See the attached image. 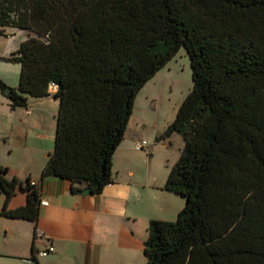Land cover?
Listing matches in <instances>:
<instances>
[{
	"label": "trees",
	"instance_id": "trees-1",
	"mask_svg": "<svg viewBox=\"0 0 264 264\" xmlns=\"http://www.w3.org/2000/svg\"><path fill=\"white\" fill-rule=\"evenodd\" d=\"M0 27L28 38L3 61L19 81L0 92L59 101L41 179L99 194L112 183L139 90L184 47L192 89L159 139L184 146L163 190L185 199L151 220L145 264H264V0H0ZM20 190L24 206L9 209ZM0 216L35 222L38 187L0 165Z\"/></svg>",
	"mask_w": 264,
	"mask_h": 264
},
{
	"label": "crops",
	"instance_id": "crops-1",
	"mask_svg": "<svg viewBox=\"0 0 264 264\" xmlns=\"http://www.w3.org/2000/svg\"><path fill=\"white\" fill-rule=\"evenodd\" d=\"M18 30L21 29L10 28L4 37L14 36ZM16 48L15 42L7 44L0 59L9 57ZM2 81L17 87L15 80ZM54 91L46 97L27 96L26 106L15 108L10 107L5 94L0 95L1 117L28 129L19 143L32 156L16 168L3 162L0 165L8 168L10 178L34 181L40 199L47 201L46 206H39L35 222L0 216V264H145L143 245L150 221H171L181 211L183 202L176 194L163 190L166 174L160 171L159 175L150 166L141 167V163H149L151 154L141 153L135 148L138 141L134 143L132 137L127 140L126 136L112 158L113 181L101 193L80 195L78 191L85 188L83 185H73L78 189L73 192L67 180L41 179L52 153L51 130L47 125L56 121ZM4 146L9 154L13 153L14 146L9 141ZM3 202L4 197L0 196V210ZM25 203L26 194L18 190L8 208ZM37 232L42 236L36 237ZM48 245L54 251L39 256L37 253ZM30 258L31 263L24 262Z\"/></svg>",
	"mask_w": 264,
	"mask_h": 264
},
{
	"label": "rangeland",
	"instance_id": "rangeland-1",
	"mask_svg": "<svg viewBox=\"0 0 264 264\" xmlns=\"http://www.w3.org/2000/svg\"><path fill=\"white\" fill-rule=\"evenodd\" d=\"M9 30L10 28L0 27V56L3 55L7 44L11 46L12 42L17 43L16 51L20 44L28 38L26 30H18L14 36L9 38L4 37L8 35ZM20 35L23 36L22 40H20ZM19 73L18 64L5 63L0 59V77L3 80L8 82L15 80L18 85ZM192 85L189 57L185 48L181 47L176 55L158 70L137 93L125 136L127 140L132 137L134 143L135 141L147 143V147L140 152L143 154L150 152L151 157L149 163L147 162V165L141 163V167L150 166L153 170H158L159 175L160 171L166 174L167 178L171 167L177 162L184 146L182 136L174 133L166 139H159V137L175 120L179 107L191 91ZM0 95H2L1 92ZM56 101L57 115L59 101ZM48 127L51 130L53 151L56 121L52 120L51 125H47ZM26 130L28 129L19 126L18 123L12 124L10 119H3L0 115V162L16 168L23 160L32 157L31 154H26L27 150L22 149L19 143L27 135ZM7 141L14 146L13 153L9 154L7 147L4 146ZM176 197H180L183 208L185 199L178 195ZM175 220L176 217L171 221Z\"/></svg>",
	"mask_w": 264,
	"mask_h": 264
},
{
	"label": "built area",
	"instance_id": "built-area-1",
	"mask_svg": "<svg viewBox=\"0 0 264 264\" xmlns=\"http://www.w3.org/2000/svg\"><path fill=\"white\" fill-rule=\"evenodd\" d=\"M55 90V86L51 85L50 91ZM147 147V143L145 141H141L139 143L136 144L135 148L137 150H143ZM30 185L33 187H36V183L34 181H30ZM41 206H46L47 205V201L46 200H42L40 199V204ZM1 235V232H0ZM41 237L42 233L37 232L36 233V237ZM54 251V248L51 245H48L44 250L38 252L37 254L41 257H45L46 255H48L49 253H52ZM24 262L26 263H31V259H25Z\"/></svg>",
	"mask_w": 264,
	"mask_h": 264
},
{
	"label": "water",
	"instance_id": "water-1",
	"mask_svg": "<svg viewBox=\"0 0 264 264\" xmlns=\"http://www.w3.org/2000/svg\"><path fill=\"white\" fill-rule=\"evenodd\" d=\"M4 94H5V95L7 94V90L4 91ZM89 193H90L89 188H84V189L78 191V194H80V195H87V194H89Z\"/></svg>",
	"mask_w": 264,
	"mask_h": 264
}]
</instances>
